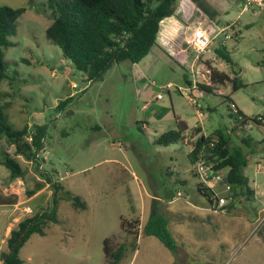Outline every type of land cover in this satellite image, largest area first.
Returning a JSON list of instances; mask_svg holds the SVG:
<instances>
[{
  "label": "rangeland",
  "instance_id": "rangeland-1",
  "mask_svg": "<svg viewBox=\"0 0 264 264\" xmlns=\"http://www.w3.org/2000/svg\"><path fill=\"white\" fill-rule=\"evenodd\" d=\"M206 2L216 12L214 20L189 0H178L175 14L184 28L176 38L154 46L139 64L116 63L102 79L89 82L48 41L46 30L52 19L46 0L32 4L0 0V7L26 9L16 35L8 39L10 46L0 48L13 84L0 83V103L11 104L7 114L13 129L43 125L47 130L38 162L18 157L25 171L22 183L11 182L9 171L0 165V189L18 197V207L0 206V264L9 253L11 231L25 218L53 210L55 199L59 223L49 224L45 236L30 237L19 252L24 264H111L105 258L104 240L126 237L122 219L142 225L154 208L161 209L154 198H168L180 188L183 202H166L174 218L188 222L193 218L191 212H179L183 204L208 207L209 200L197 190L200 178L188 157L190 148L183 142L157 144L161 135L177 129L175 117L189 125L187 138L195 135L196 128L207 136L221 131L234 146L244 137L253 138L258 146L246 173L251 187L255 188V180L264 194V125L254 121L264 118V11L242 12L244 0ZM248 24L253 26L245 28ZM227 26L232 39L225 41V47L232 64L224 62L217 70L232 73L241 85L237 91L231 82L213 84L209 74L211 58L222 60L215 50L222 47L227 35L218 33ZM196 28L211 32L213 39L204 58L192 67L194 53L186 36ZM179 53L188 56L185 62ZM187 81L209 87L210 92L198 87L190 92ZM236 109L249 119L245 126ZM3 152L12 155L14 149L0 141V156ZM179 179L185 185L178 184ZM53 184L62 185L64 192L55 196ZM32 190L43 192L28 201ZM66 192L86 202L88 209L74 210L61 199ZM253 199L244 198V206L217 214L194 210L207 226L188 232L179 225L183 238L173 234L176 252L155 237H131L134 247L118 264H264V201ZM26 207L32 213H24Z\"/></svg>",
  "mask_w": 264,
  "mask_h": 264
},
{
  "label": "trees",
  "instance_id": "trees-1",
  "mask_svg": "<svg viewBox=\"0 0 264 264\" xmlns=\"http://www.w3.org/2000/svg\"><path fill=\"white\" fill-rule=\"evenodd\" d=\"M39 0H29L35 3ZM207 17L214 20L216 12L211 9L206 0H189ZM245 1V0H244ZM51 13L52 23L46 30L49 42L57 46L63 56L70 60L73 66L87 76L89 82L102 79L103 75L114 64L128 61L139 64L147 57L157 43L160 22L171 16H176L178 0H46ZM26 12L25 8L13 9L8 6L0 7V48L10 46L9 38L16 35L18 20ZM230 25V24H229ZM232 26V25H231ZM238 34L236 33V36ZM216 55L225 63L232 64L225 45L215 50ZM231 72L219 71L210 66V78L213 84L231 82L233 91L241 88ZM14 80V79H13ZM8 82L13 86L8 75V64L4 53L0 50V83ZM187 85L191 83L187 81ZM199 89L210 92L209 87L198 85ZM71 98L60 102L58 110H62ZM10 103H0V141L14 149L13 154L3 152L0 156V165L5 167L10 174V181H22L25 171L19 163L18 157H23L28 162H38L39 153L44 151L47 136L46 127L35 125L20 130H15L9 124L7 111ZM237 111L243 126L249 119ZM177 129L164 133L158 138L157 144L168 146L177 142L185 143L188 124L176 117ZM255 122L264 125L258 118ZM196 133H201L196 143V148L188 157L194 167L199 157L202 156L208 165L215 171H225L228 184L232 187L230 197L232 201L227 209L233 207L242 196H253L249 188V179L245 175L249 156L255 153L252 138L241 139L242 146H234L230 137H225L221 131L210 136H204L202 130L196 128ZM217 136L219 143L210 147L212 139ZM30 139V141H29ZM251 149V150H248ZM245 150L247 152H245ZM51 183L50 176L47 177ZM55 196L60 191L64 192L62 185L53 184ZM198 192L211 201V192L201 184L197 186ZM38 190L28 193L31 198ZM71 203L76 211H86L88 206L79 197L72 196L69 192L61 198ZM18 203L17 195H6L0 189V206L14 207ZM57 200H54V209L42 214L25 218L10 233L7 241L9 253L4 256L3 264H24L19 257V252L25 243L34 234L45 236L49 224H58ZM140 222L122 219L121 229L126 233L124 239L118 237L104 240V254L111 264H118L128 251L131 237L139 234ZM142 231L147 236L157 238L163 246L171 252H176L178 244L169 229V220L154 208L147 221L142 226ZM120 240V241H119Z\"/></svg>",
  "mask_w": 264,
  "mask_h": 264
},
{
  "label": "built area",
  "instance_id": "built-area-1",
  "mask_svg": "<svg viewBox=\"0 0 264 264\" xmlns=\"http://www.w3.org/2000/svg\"><path fill=\"white\" fill-rule=\"evenodd\" d=\"M246 9H251L254 12L264 11V0H245ZM229 26L224 27L219 31L218 34L222 35L229 30ZM211 32L205 31L201 28H196L193 30L192 34L188 37L186 36V43L190 45L192 53H194L193 58V65L192 67L197 66V64L204 58L206 53L208 52L209 48L212 46V39ZM229 36H226V39H229ZM191 42H189V40ZM213 64V67L216 69H220V67L224 66V61L218 60L216 57L211 58L210 60ZM210 70V69H209ZM210 74V73H209ZM189 86L188 90L193 92L197 90L198 83L196 81ZM194 85V86H193ZM198 87V88H197ZM157 99H162V95L159 94ZM190 101H192L189 98ZM194 106H198V104H194ZM237 114V111H235ZM200 118H203L204 115L202 113L199 114ZM259 121L264 123V118L259 117ZM201 133H196L191 138H186L185 144L190 148V152H192L196 148V143ZM204 136H206L204 134ZM219 143V138L215 136L212 139L210 147H215ZM196 176L200 178L199 184H201L205 189L210 190L211 194V201L209 202V206L206 208L208 212L212 214H217L221 212H225L227 206L232 201L230 194L232 192V187L228 184L226 179V172L225 171H215L211 165H208L203 158V154L199 157L197 164L195 166ZM22 182V181H19ZM212 183V185H211ZM220 188L221 190H218ZM218 190V191H217ZM224 194V195H223ZM18 207V205H16ZM24 213L30 214L32 213L30 208L23 209Z\"/></svg>",
  "mask_w": 264,
  "mask_h": 264
},
{
  "label": "crops",
  "instance_id": "crops-1",
  "mask_svg": "<svg viewBox=\"0 0 264 264\" xmlns=\"http://www.w3.org/2000/svg\"><path fill=\"white\" fill-rule=\"evenodd\" d=\"M246 10H248V9H246L245 7H244V9L242 10V12H245ZM251 11V10H250ZM253 11V10H252ZM254 14H255V12H253ZM228 25V24H227ZM231 25V24H230ZM250 25V26H249ZM253 25H251V24H248V25H246L245 26V28H251ZM221 29H223V28H221ZM237 32H235V34H236ZM217 35V34H216ZM215 35V36H216ZM222 35H227V36H229L230 38L232 37L231 36V34H229V30L227 31V32H225L224 34H222ZM240 36L239 35H237L236 36V38L238 39ZM232 39V38H231ZM240 39V38H239ZM227 40H230V39H226V37L224 38V40H223V45H225L226 43H225V41H227ZM178 57L180 58V59H182L184 62L186 61V59L188 58V56L187 55H185V54H183V53H179L178 54ZM161 100V99H160ZM180 118V117H179ZM175 120H176V117H175ZM187 123V122H186ZM188 127H189V125H188ZM190 130V128L188 129V131ZM187 131V132H188ZM203 134H205V133H203ZM206 135V134H205ZM252 146L254 147V150H255V153H256V151H257V149H256V147L258 146L257 145V143H256V141L252 138ZM241 142V140L238 142V144H239V146H242V144L240 143ZM264 143V142H263ZM184 145H186L185 143H184ZM256 146V147H255ZM248 150H251V149H248ZM190 153V152H189ZM254 153V154H255ZM253 154V155H254ZM248 162L249 163H251L252 162V155L251 156H249V158H248ZM258 162V161H257ZM260 162H258L257 164H259ZM246 169H247V167H246ZM246 169H245V175L248 177V179H249V176L247 175V173H246ZM260 172L258 171V169H257V171H256V175H258ZM256 177V176H255ZM251 180L249 179V188H250V190L253 192V196H251V197H249L248 198V196H242L243 197V199L244 198H246V199H251V198H254L253 199V201H256V200H259V201H261V200H263L264 201V194L262 193V192H260V190H259V187L257 186V184H256V182H255V180H253L252 182H253V184L255 185V188H252L251 187V182H250ZM180 181V179L178 180V184H183V185H185V183H183V182H181ZM19 183H22V182H19ZM185 187V186H184ZM43 192V190H41V191H39V192H37L34 196H32L31 198H29L28 199V201H31V200H34L38 195H40L41 193ZM175 195H177V196H175ZM181 188H180V190L177 192V194H173V195H170V196H167L168 198H165V199H163V198H154V201H156L157 203H159L160 204V206H161V211L159 210V212L162 214V215H164L168 220H169V229H170V231H171V233L172 234H176V235H179L181 238H183V236L181 235V233H180V229H179V225H184V227H185V229H187V231L188 232H192V231H196L197 229H199V230H202V231H204V228H205V226H207V221H206V219L205 218H203L202 216H197V214H195V212H194V210L195 211H203V212H208L207 211V207H203V206H201L200 204L201 203H196V204H198V205H194L193 203H188V205H185V204H183V205H181V206H179V208H180V210H179V212H191V213H193V215L191 214V216L193 217V218H191L190 220H189V222L188 221H186V219H182V218H180V219H178V218H174V216L173 215H171L170 213H169V210H168V207H167V205H166V202H168V201H170V205H172V204H174V203H176L177 202V200H178V202H180V204H181V202H183V197H181ZM241 197V198H242ZM238 199V201H237V203H238V205L237 206H233V207H230V208H228L230 211L232 210V209H234V207H238V206H240V205H242V206H244V204L242 203L243 202V199ZM186 200V199H185ZM251 206V205H250ZM163 207H165V211H164V213L162 212V209H163ZM183 207V208H182ZM26 208H29V207H26ZM26 208H24V209H26ZM186 208V209H185ZM251 208L252 209H254L255 210V208H253L252 206H251ZM144 224V223H143ZM143 224L140 226V228H139V234L136 236V239L137 240H140V238H142L143 237V235H144V233H143V231H142V226H143ZM195 224L198 226L197 228L195 227ZM172 228V229H171ZM174 228V229H173ZM174 236V235H173ZM139 237V238H138ZM174 238H175V236H174ZM176 240V239H175ZM182 240V239H181Z\"/></svg>",
  "mask_w": 264,
  "mask_h": 264
},
{
  "label": "water",
  "instance_id": "water-1",
  "mask_svg": "<svg viewBox=\"0 0 264 264\" xmlns=\"http://www.w3.org/2000/svg\"><path fill=\"white\" fill-rule=\"evenodd\" d=\"M176 28L178 29L176 30ZM183 28L184 26L177 21L176 16H171L163 19L160 22V28L157 35V43L158 44H162V42L164 44L169 43L170 40L176 38L178 31L182 30Z\"/></svg>",
  "mask_w": 264,
  "mask_h": 264
}]
</instances>
